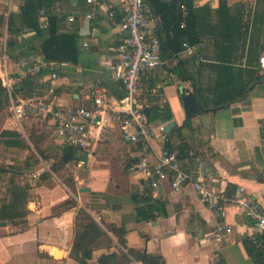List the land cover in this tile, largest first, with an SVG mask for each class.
Masks as SVG:
<instances>
[{"label": "crops", "instance_id": "obj_1", "mask_svg": "<svg viewBox=\"0 0 264 264\" xmlns=\"http://www.w3.org/2000/svg\"><path fill=\"white\" fill-rule=\"evenodd\" d=\"M172 1L148 0L151 10L157 8L153 17L160 22L151 25L161 36L167 65L149 74L138 103L148 109L154 127L175 125L169 133L156 130L150 141L136 144L123 138L121 123L112 112L102 111V125L93 130L84 164L77 162L82 156L79 151H71L72 160L63 161L77 167L70 175L72 186L53 167L67 150L55 133H12V140L6 141L10 147L8 165L3 167L21 173L4 174H17L28 182L50 175L47 180L51 185L31 183L34 196L28 202L25 222L6 220L7 225H1L0 219L1 264H80L71 251L82 209L93 216L107 237L98 240L86 264H100V257L111 253L120 257L127 253L132 261L126 264H264V246L254 222L234 202L244 187L264 205V72L259 67L264 24L254 22L262 5L255 3L251 8L242 0H177L174 12L162 4ZM24 2L0 0V17L5 22L0 32H8L11 38L14 98L41 97L64 107H96L87 98L94 87L105 88L119 98L107 87L115 83L112 66L122 37L109 17L112 10L121 14L118 0H98L96 6L87 0H64L66 12L74 14L76 21H62L60 27L77 34L82 54L77 64L44 59L45 37L26 28L21 13ZM190 11V30L182 36L187 21L174 27L175 15L182 12L186 16ZM90 12L95 16L87 21L84 16ZM162 13L166 18L162 19ZM186 42L195 47L194 55L187 52ZM36 65L42 69L32 81L19 77L21 70ZM182 93L193 95L199 108L206 110L188 118ZM23 134L32 147L25 146ZM33 136L41 138L39 145L46 155L41 160L30 158L31 152L41 153L31 141ZM166 141L184 155L185 168H198L210 186L228 199L221 214L191 185L180 192L172 189L170 181L154 188L137 169L142 157L156 163ZM82 166L88 178L81 174ZM84 187L90 190L82 191ZM115 229L125 238L127 248ZM53 249L62 251V257ZM130 249L140 251L144 258L134 257Z\"/></svg>", "mask_w": 264, "mask_h": 264}, {"label": "built area", "instance_id": "obj_2", "mask_svg": "<svg viewBox=\"0 0 264 264\" xmlns=\"http://www.w3.org/2000/svg\"><path fill=\"white\" fill-rule=\"evenodd\" d=\"M89 4L97 5L98 0H87ZM121 14L113 10L109 17L113 24L120 28L121 39L116 48L117 61L112 66L113 79L121 84L126 95L117 98L108 94L102 87H94L87 93V98L96 107L79 106L64 107L54 100L32 97L23 100L14 98L15 77L10 70L11 54L9 51V34L0 36V78L11 99V110L16 121L30 117H40L51 121L57 137L63 139L65 149H75L82 156L90 154L93 140V130L102 125L101 112H112L122 127V135L126 141L144 143L150 141L156 134L166 133V124L154 127L148 117L145 107L138 103L140 92L143 90L149 74L157 67H165L167 60L162 54V40L151 23L160 22L153 17L148 0H118ZM184 8V6H183ZM58 17L64 21L74 22L76 16L65 10L64 0H55L53 6ZM94 12L84 16L87 21L94 18ZM40 23L44 29L49 28V18L46 7L40 10ZM186 50L190 55L195 54V47L186 42ZM85 46H88L86 43ZM260 69L264 72V54L260 57ZM42 65H36L21 70V79H34L41 71ZM54 77L56 74L53 75ZM79 165L84 159L77 160ZM137 169L147 178L150 185L157 188L161 183L170 181L174 191L180 192L186 185H191L201 199L214 212L221 214L224 202L228 199L221 191L211 187L198 168H185L177 150L164 148L156 163L147 157H142L136 164ZM234 202L241 205L246 216L253 220L259 233V241L264 246V205L251 196L244 187L237 193ZM228 232L233 227H226Z\"/></svg>", "mask_w": 264, "mask_h": 264}, {"label": "trees", "instance_id": "obj_3", "mask_svg": "<svg viewBox=\"0 0 264 264\" xmlns=\"http://www.w3.org/2000/svg\"><path fill=\"white\" fill-rule=\"evenodd\" d=\"M177 0H173L171 3H162L163 5L168 6V10L176 11L178 9L176 7ZM243 2H249V6L253 8L255 3L262 5V7L258 8L255 12L254 22H258L264 24V0H242ZM55 4V0H25L24 5L21 9L22 17L26 28L28 30H33L36 35L45 37L43 43V57L47 62H56V63H64V62H71V63H79L82 57V54L78 47L77 41V34L70 31H64L60 27V23L64 21L63 19L59 18L57 13L54 11L53 6ZM171 4V5H169ZM154 6H157L156 4ZM46 7L47 14L49 18V28L44 29L40 23V10ZM152 11L157 14L156 10L152 9ZM156 11V12H155ZM191 11L190 14L184 15L182 12H177L175 17L176 20L174 21V27L181 26V22L186 20V27L182 28L180 31V35L184 36L190 30L189 20L191 19ZM166 18L165 13H162V19ZM0 19L3 20L1 16ZM11 25V24H10ZM159 28V27H158ZM11 29V26H10ZM46 30V31H44ZM14 31L12 30V33ZM160 36V35H159ZM175 36H179L178 33L175 32ZM161 38V36H160ZM163 54V48H162ZM164 56V55H163ZM165 58V57H164ZM1 79V78H0ZM25 81H32L33 79H24ZM194 87L197 89V83L193 81ZM107 87L111 90V92L118 96L119 98H123L126 95L125 90L122 88L121 84L118 82L114 83V86L107 85ZM6 90L4 87H0V94ZM7 92V90H6ZM15 96V90H14ZM182 96H185V93H182ZM149 117V111L146 109ZM206 109L200 106V110L198 113L204 112ZM188 118H191L188 116ZM150 119V117H149ZM150 121V120H149ZM12 133H17L16 131H6V134L12 135ZM165 148L173 149L172 144L169 141H166ZM74 152V149L71 150ZM179 157H183L184 155L181 154L179 151ZM80 158H84L85 156H81ZM63 162V160H62ZM0 174H4V172L0 171ZM11 176L17 177V174H12ZM46 177L45 174L41 175V179ZM50 184V183H48ZM51 185V184H50ZM30 187H21L19 185H15L12 189V200L9 203H5L0 207V219L1 220H12L16 221L19 218H25L29 213V209L25 212H20L18 205L25 201H29L27 190ZM84 214V218L88 220L87 224H82V230H78L76 235V241L74 247L71 251V255L78 260L80 264H86L89 259L92 258L94 246H97L98 240L106 235V233L101 229L99 224L93 218V216L86 210H80ZM79 219V217H78ZM25 222V219L24 221ZM78 224V222H77ZM79 225V224H78ZM115 232L118 233L120 238V243L122 246L127 248V243L123 235L115 229ZM130 254L137 258H144L140 251L130 249ZM144 260V259H143ZM132 261V258L127 254L124 253L121 257L117 253L111 254H104L100 257L99 262L100 264H126L127 262ZM1 264V263H0ZM147 264V263H146Z\"/></svg>", "mask_w": 264, "mask_h": 264}, {"label": "rangeland", "instance_id": "obj_4", "mask_svg": "<svg viewBox=\"0 0 264 264\" xmlns=\"http://www.w3.org/2000/svg\"><path fill=\"white\" fill-rule=\"evenodd\" d=\"M4 20L0 19V28L4 27ZM2 29V28H1ZM3 32H0V35ZM11 41V38H9V42ZM0 87H3L2 80L0 79ZM16 99V98H15ZM11 99L8 95V92L4 89V91L0 94V166H7L8 158H9V146L7 145L6 141L12 140V136L6 134V131H17L19 128L20 132L17 133H56L55 129L52 124H48L40 118V117H30L27 119H22L21 122L16 121L15 117L13 116L12 110H11ZM24 135V134H23ZM38 135V134H36ZM49 135V134H47ZM46 135V136H47ZM21 136V135H19ZM41 138H35V136L31 137V141L33 142L34 146L41 151V147L39 145V141ZM58 141L63 144V139L60 137H57ZM24 141L25 146L32 147L31 144L28 143V139L24 135ZM74 152L77 154V150L74 149ZM30 158L36 160H39L41 157H45L46 155L44 152L41 151V153L31 152ZM41 160V159H40ZM53 167L55 170H59L61 173H63V178L65 182H67L69 185L72 186L71 176L72 175V169L77 168L74 164H71L70 166H66L62 159H58V161L53 162ZM10 167H22L19 164L11 165ZM82 169L81 174L88 178L89 174L85 169L84 166L80 167ZM50 174V173H49ZM50 176V175H49ZM48 175L44 179H41L39 181L36 180V177H33L28 182L26 177H13L8 174H0V207L4 205L5 203H9L12 200V189L15 185H19L21 187H30L27 190L29 200L33 198V194L31 192L32 185L31 183H37V182H44L48 183L47 178H49ZM28 202H21L18 207L20 212H25L28 210ZM79 219H78V230H82V224H87L88 220L84 218V214L82 211L79 212ZM18 223L24 221V218L16 219ZM21 224V223H20ZM23 226V225H22ZM103 238V237H102ZM103 240H107V237L105 236ZM54 250V249H53Z\"/></svg>", "mask_w": 264, "mask_h": 264}, {"label": "water", "instance_id": "obj_5", "mask_svg": "<svg viewBox=\"0 0 264 264\" xmlns=\"http://www.w3.org/2000/svg\"><path fill=\"white\" fill-rule=\"evenodd\" d=\"M182 72L184 73L183 70H182ZM183 101H184L185 111H186L188 116H192V115H194V114L199 112V110H200L199 105L197 103L196 98L193 95H190V94L185 95L183 97ZM174 125H175L174 122L169 123L166 126V131L169 133ZM73 156L74 155L71 152V150L67 149L64 152L63 161L64 162H69V161L72 160ZM0 171L1 172H11V173H21V171H18V170H15V169H10L8 167H0ZM81 190L82 191H89L90 188L89 187H84ZM1 225H7V221L6 220L1 221Z\"/></svg>", "mask_w": 264, "mask_h": 264}, {"label": "bare ground", "instance_id": "obj_6", "mask_svg": "<svg viewBox=\"0 0 264 264\" xmlns=\"http://www.w3.org/2000/svg\"><path fill=\"white\" fill-rule=\"evenodd\" d=\"M54 254L57 256V257H62V255H63V252L62 251H60V250H54Z\"/></svg>", "mask_w": 264, "mask_h": 264}]
</instances>
